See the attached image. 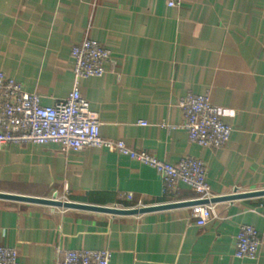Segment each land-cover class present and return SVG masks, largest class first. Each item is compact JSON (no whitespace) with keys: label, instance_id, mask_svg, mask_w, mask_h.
Listing matches in <instances>:
<instances>
[{"label":"crops","instance_id":"0c3cea01","mask_svg":"<svg viewBox=\"0 0 264 264\" xmlns=\"http://www.w3.org/2000/svg\"><path fill=\"white\" fill-rule=\"evenodd\" d=\"M167 1L0 0V72L54 106L74 89L72 48L92 39L116 64L79 82L104 140L171 165L204 161L213 198L264 191V0H184L177 8ZM189 93L208 95L232 127L223 149L192 144L179 128V102ZM65 189L68 202L125 209L197 198L183 185L165 194L154 170L107 150L0 149L1 194L49 199ZM243 225L259 232L257 261L234 256ZM0 245L15 249L21 264L104 249L111 264H264V196L215 204L205 227L190 207L112 216L0 200Z\"/></svg>","mask_w":264,"mask_h":264},{"label":"built area","instance_id":"2783aa9c","mask_svg":"<svg viewBox=\"0 0 264 264\" xmlns=\"http://www.w3.org/2000/svg\"><path fill=\"white\" fill-rule=\"evenodd\" d=\"M183 1L168 0L167 6L177 8ZM71 57L74 89L66 100L51 107L43 106L38 94L27 92L23 85L0 72V149L9 145H59L65 152L107 150L154 170L162 181L165 194L175 195L183 185L196 194V201L210 202L213 196L206 181L204 161L189 157L178 165H171L147 152L132 150L124 142L101 137V123L82 97L79 82L101 78L110 65H116L112 51L87 39L72 48ZM179 108L184 117L179 128L188 133L190 143L211 150H221L228 144L232 127L223 122L220 109L208 95L189 93L179 102ZM141 125L146 126L145 123ZM66 192L68 189L62 194L55 193L49 199L68 202ZM126 198L132 201L133 195ZM214 210L215 204L212 203L198 205L191 208V215L199 227H205L212 221ZM261 246L259 232L251 225H243L234 239V256L239 260L257 261ZM112 256L108 249L59 251L56 264H111ZM0 264H21L18 252L0 245Z\"/></svg>","mask_w":264,"mask_h":264},{"label":"water","instance_id":"95a60500","mask_svg":"<svg viewBox=\"0 0 264 264\" xmlns=\"http://www.w3.org/2000/svg\"><path fill=\"white\" fill-rule=\"evenodd\" d=\"M264 191H256V192H248V193H238L235 191L233 195L226 196V197H219L213 198L210 202L207 200L204 201H190V202H178V203H171L165 205H158L153 207H143V208H134V209H125V208H114V207H97L91 205H83V204H76L72 202H61V201H54L51 199H42V198H33V197H23V196H16L10 194H1L0 193V200L18 202V203H27V204H37V205H44L58 209H66V210H80V211H88V212H95V213H103L112 216H138L144 215L154 212H161L166 210H173L179 208H187V207H194L198 205H206L209 203L217 204L221 202H232L235 200H242L248 198H255V197H263Z\"/></svg>","mask_w":264,"mask_h":264}]
</instances>
